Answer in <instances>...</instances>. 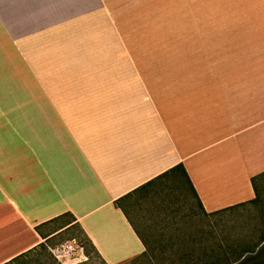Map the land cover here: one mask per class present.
Returning <instances> with one entry per match:
<instances>
[{"label": "crops", "instance_id": "obj_1", "mask_svg": "<svg viewBox=\"0 0 264 264\" xmlns=\"http://www.w3.org/2000/svg\"><path fill=\"white\" fill-rule=\"evenodd\" d=\"M179 164L207 214L255 199L264 0H0V264L66 213L106 264L142 255L116 202Z\"/></svg>", "mask_w": 264, "mask_h": 264}, {"label": "rangeland", "instance_id": "obj_2", "mask_svg": "<svg viewBox=\"0 0 264 264\" xmlns=\"http://www.w3.org/2000/svg\"><path fill=\"white\" fill-rule=\"evenodd\" d=\"M260 192L261 205H247L213 216L201 211L188 190L174 189L169 185L138 192L124 205L139 234L150 243V255L159 259L178 256L192 249L199 254L197 249L206 246L211 249L220 244L256 243L258 231L264 224V181L260 184ZM56 226H51L50 230ZM74 240L82 245L76 230L57 236L29 257L26 264H63L65 261H59L56 255L60 254L63 245ZM66 264L106 263L92 254L90 259L86 257L81 262ZM135 264L148 263L140 261Z\"/></svg>", "mask_w": 264, "mask_h": 264}, {"label": "trees", "instance_id": "obj_3", "mask_svg": "<svg viewBox=\"0 0 264 264\" xmlns=\"http://www.w3.org/2000/svg\"><path fill=\"white\" fill-rule=\"evenodd\" d=\"M263 181L264 173L253 177L251 180L256 195L254 200L235 205L233 207H229L227 209H223L211 214H207L202 208V204L198 198V195L194 189V186L190 180L186 169L182 164H179L173 167L172 169L166 171L162 175L158 176L154 180L150 181L146 185L142 186L141 188L137 189L136 191L118 200L116 202V205L122 208L121 203L131 198L134 194L138 192H144L152 188L169 185L174 189L188 190L194 196L199 208L205 215H220L230 211H234L241 207H245L247 205H261V203H263V200L261 199L260 184ZM124 213L126 214V216L128 215L127 212L124 211ZM49 225L57 226L51 229L47 235L41 232V227H37V231L40 232V234L43 236V239L46 240V243L57 236H61L62 234L70 233L71 231L76 230L77 232H79V237L81 240L80 243L82 244L81 246L84 248L85 256L90 259V256L94 254V257L102 259L87 234L79 225L77 219L71 213H66L50 221L49 223L44 224L43 226ZM258 235L259 240L252 245L228 243V245L220 244L211 249L206 246L202 247L201 249H197L199 254L195 253L196 250L194 251L192 249L190 252L184 251L182 254H178V256H173L169 258L164 257L159 259L150 255V243L145 238L140 237L144 246L146 247V251L142 255L124 264H135L140 261H144L148 264H264V224L262 228L259 229ZM172 244V246H175V243L172 242ZM41 246L45 248L44 244H42ZM162 249H164L163 246Z\"/></svg>", "mask_w": 264, "mask_h": 264}, {"label": "built area", "instance_id": "obj_4", "mask_svg": "<svg viewBox=\"0 0 264 264\" xmlns=\"http://www.w3.org/2000/svg\"><path fill=\"white\" fill-rule=\"evenodd\" d=\"M56 256L60 260L64 259L71 263H78L86 258L84 248L79 246L75 240L63 245L60 254Z\"/></svg>", "mask_w": 264, "mask_h": 264}]
</instances>
